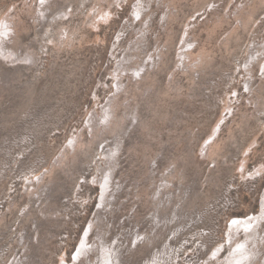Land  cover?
I'll return each mask as SVG.
<instances>
[{
    "label": "rangeland",
    "instance_id": "rangeland-1",
    "mask_svg": "<svg viewBox=\"0 0 264 264\" xmlns=\"http://www.w3.org/2000/svg\"><path fill=\"white\" fill-rule=\"evenodd\" d=\"M263 64L264 0H0V264H264Z\"/></svg>",
    "mask_w": 264,
    "mask_h": 264
},
{
    "label": "bare ground",
    "instance_id": "bare-ground-1",
    "mask_svg": "<svg viewBox=\"0 0 264 264\" xmlns=\"http://www.w3.org/2000/svg\"><path fill=\"white\" fill-rule=\"evenodd\" d=\"M263 69H264V64H263ZM254 218H255V216L253 217V219ZM252 223H253V221L251 219H235L234 220V224L238 225V227L248 228L251 226ZM240 255L241 254H238V258L240 257Z\"/></svg>",
    "mask_w": 264,
    "mask_h": 264
}]
</instances>
